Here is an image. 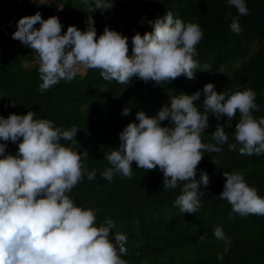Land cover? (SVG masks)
Returning <instances> with one entry per match:
<instances>
[{
  "label": "trees",
  "instance_id": "16d2710c",
  "mask_svg": "<svg viewBox=\"0 0 264 264\" xmlns=\"http://www.w3.org/2000/svg\"><path fill=\"white\" fill-rule=\"evenodd\" d=\"M106 2L113 3V7L92 11L94 0H89L88 5L83 0H19L14 4V12L0 16L1 26L14 27L0 32V115L7 118L11 113L26 114L31 110L36 113L34 119H49L63 130L77 129L71 141L61 143L78 153L87 151L84 161L87 168L83 180L68 195L76 206L96 210V226L108 219L114 221L109 239L114 240L117 234L126 237V254L121 258L127 264H264V216L235 213L219 195L226 171L241 173L248 185L264 198V154L241 155L239 144L235 150L228 148L229 143H236L238 111L231 125L225 127L228 142L220 146L222 151L205 152L197 167L196 179L206 171L210 182L207 188L200 185L205 194L194 214L182 213L174 204L184 182L165 190L158 167L146 171L133 162L130 178L117 173L110 182L101 175L111 167L105 156L118 148L119 133L128 123H138V111L157 115L165 95H191L199 90L201 97L195 103L203 111L202 90L206 83H213L217 92L251 89L260 108L253 111V116L264 117V0H245L249 12L243 16L234 7H228L227 0ZM37 11L44 19L57 16L63 24L62 33L69 25L81 31L94 27L97 38L108 27L106 17L114 16L118 23L108 28L128 37V55L132 54V37L137 32L143 35L152 31L149 21L170 11L174 18L201 27L204 35L196 46L194 59L201 67L211 65V71L197 68L194 79L181 75L162 84L134 77L129 84L122 85L114 80L105 81L99 69L84 68L71 82L61 80L41 92L37 54L11 38L17 21ZM237 16L242 29L239 34L230 28ZM125 107L130 108L127 116L122 115ZM227 120L225 115L217 121L209 113L210 126L202 133V142L214 144L212 133L217 124L225 125ZM162 125H169V121H163ZM18 144L19 141H8L6 153L15 155ZM93 169L95 179L89 180L87 173ZM218 226L231 240L227 251L224 242L214 236ZM220 254L223 259L218 258Z\"/></svg>",
  "mask_w": 264,
  "mask_h": 264
},
{
  "label": "clouds",
  "instance_id": "9594fccd",
  "mask_svg": "<svg viewBox=\"0 0 264 264\" xmlns=\"http://www.w3.org/2000/svg\"><path fill=\"white\" fill-rule=\"evenodd\" d=\"M95 9H111L113 3L94 0ZM85 5L89 0H83ZM240 16L249 12L245 0H227ZM152 31L132 37V54L128 55V37L105 27L97 38L96 29L85 31L69 25L62 33L63 24L57 16L44 19L39 11L21 17L12 39L29 47L37 54L40 91L50 89L61 80L71 82L78 74V65L99 69L105 81L129 84L134 77L157 84L170 82L181 75L194 79L197 68L211 71V65L201 67L194 56L196 46L203 39V30L196 23L174 18L168 11L149 21ZM40 27L36 28L35 25ZM231 30L239 34V17H233ZM203 111L195 103L201 91L189 95L181 93L171 98L157 115L136 113L137 122H130L119 133L120 144L106 154L111 167L101 175L112 181L117 173L130 178L132 165L146 171L157 167L163 174L165 190L183 183L175 206L182 213L194 214L205 194L200 185H209V176L202 171L196 179L197 167L203 154L219 153L228 142L226 126L239 112L235 125V141L228 148L241 145V155L264 154V117L254 118L259 111L256 93L251 89L217 92L211 82L203 87ZM14 106V105H13ZM125 107L122 115L127 116ZM209 113L219 121L225 115V125L217 124L212 133L215 143H203L202 133L208 128ZM36 113L0 115V264H127L126 237L117 234L109 239L114 221L96 226V210L75 205L68 193L83 180L87 165V151L78 153L61 143L71 141L77 129L63 130L49 119H34ZM169 125H162L163 121ZM22 138V140H21ZM18 144L15 155L6 153L7 142ZM214 162V161H213ZM93 180L96 170L87 173ZM224 188L220 197L232 211L242 216H264V198L250 187L239 172H223ZM214 236L223 241L225 251L230 238L221 227ZM201 240L204 236L200 237ZM223 259V254L218 256Z\"/></svg>",
  "mask_w": 264,
  "mask_h": 264
},
{
  "label": "rangeland",
  "instance_id": "374dc122",
  "mask_svg": "<svg viewBox=\"0 0 264 264\" xmlns=\"http://www.w3.org/2000/svg\"><path fill=\"white\" fill-rule=\"evenodd\" d=\"M19 0H0V16H3L4 14H6V12L10 11V12H14V4L18 3ZM42 1H50V0H42ZM64 11H66L64 9ZM106 23L108 25L109 28H113L117 25V19L114 17V16H110V17H106ZM12 29H14L13 26H10V27H7V26H1L0 25V32L1 31H11ZM79 71L78 73H82L84 71V67L82 65H78L77 66ZM173 96H176V95H165L163 96V98L161 99V103H162V106L164 105H170V102H171V98ZM0 100H2L0 98ZM6 100L3 101V104H5Z\"/></svg>",
  "mask_w": 264,
  "mask_h": 264
}]
</instances>
